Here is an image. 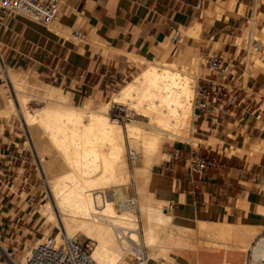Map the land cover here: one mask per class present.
<instances>
[{"label":"crops","instance_id":"obj_1","mask_svg":"<svg viewBox=\"0 0 264 264\" xmlns=\"http://www.w3.org/2000/svg\"><path fill=\"white\" fill-rule=\"evenodd\" d=\"M222 3L218 0L212 7ZM62 7L60 21L49 27L33 23L37 30L34 32L17 26V18L0 24V42L12 62L29 66L34 75L58 89L89 97L124 79L132 70L131 62L143 65L144 69L147 62L171 61L177 49L170 56L164 46L175 32L193 20H201L205 25L207 19L200 13L210 8L212 11L210 0H64ZM239 20L232 16L214 20L210 31L202 36L233 34ZM78 25L81 26L76 30L85 34L86 39L90 34L92 42L97 46L103 44L108 53L102 55L90 44L76 48L60 38ZM182 32L197 33L198 37L199 24L192 23ZM232 37L236 36H227L226 43L235 45ZM187 50L190 56L195 52L190 45L180 50L181 63L189 59L185 55ZM229 53L233 54V48ZM0 59L1 65V53ZM229 62L237 71L232 85L236 89L242 87L238 102L224 111L211 112L203 120L194 118L192 131H199L202 141L197 148L190 145L178 150L198 151L217 160L218 165L204 172L194 171L187 161L169 157L163 160V152L149 182L148 205L170 216L175 226L159 241L162 248L173 251L167 259L175 261L168 264H245L244 250L257 236V226L264 216V76L255 73L243 83L245 71L240 75L236 58ZM3 100L0 92V102ZM7 107L0 108V113ZM258 115L260 121L256 120ZM213 122L219 133L210 135L207 128ZM4 137L8 144H17L19 140L10 131ZM13 155L15 150L6 154ZM8 163L4 160L3 165ZM9 165L0 176V237L17 236L21 230L18 221L23 220L19 218L21 212L16 214V194L12 192L13 188L19 189L23 176L19 172L16 180L18 163ZM16 249L14 245L11 250L14 253Z\"/></svg>","mask_w":264,"mask_h":264},{"label":"bare ground","instance_id":"obj_2","mask_svg":"<svg viewBox=\"0 0 264 264\" xmlns=\"http://www.w3.org/2000/svg\"><path fill=\"white\" fill-rule=\"evenodd\" d=\"M256 3L264 4V0ZM247 33V29L241 31L232 37V43L239 45ZM179 54L177 49L169 62H147L139 74L96 110L70 104L69 93L51 86L45 87L46 91L27 89L26 94L47 103L36 116L23 109L25 97L19 98L23 124L32 130L39 151L49 157L43 165L44 183L61 215L65 235L75 239L80 234L96 243L91 254L96 264H130L131 256L137 259L135 245L139 243L140 224L143 243L152 258H168L172 251L162 248L159 241L175 226L170 216L148 205V186L163 158V148L173 141H182L183 132L191 128V106L196 120V72L189 67L179 68ZM259 58L257 65L264 67V53ZM20 84L14 82L17 94L24 90ZM114 106L128 107L135 113L124 131L108 119ZM8 107L11 110L0 113L1 118H9L15 112L11 100ZM126 144L131 150L134 148L132 160L136 164L132 161V170ZM106 190L110 191L109 197ZM44 210L42 216L55 217L51 205ZM60 235L54 238L59 239ZM0 253L11 259L1 245ZM253 255L264 256V238L253 248Z\"/></svg>","mask_w":264,"mask_h":264},{"label":"rangeland","instance_id":"obj_3","mask_svg":"<svg viewBox=\"0 0 264 264\" xmlns=\"http://www.w3.org/2000/svg\"><path fill=\"white\" fill-rule=\"evenodd\" d=\"M211 1V7L214 2L218 0H210ZM222 4L220 5H214L212 7V11L209 9L208 11L201 12L200 16L206 17V24L203 25L201 20H193L192 23H198L200 27V33L197 37V33H181V31L189 27L191 24H188L187 26H184L180 28L178 31L179 39L175 44H172L170 41L166 43L164 46V51L168 52V54L171 56L172 51L175 49L184 50L188 45L192 46V49L195 51L194 54L190 56V51H185V55L189 57L184 63H181L180 60L183 58V52H180V55L177 56L179 68L181 70H186L188 67L193 69L196 72V86L194 88L195 92L197 89L198 80L202 78L205 74V71L203 69V62L205 55L208 51L210 52H217L222 59L229 64L230 59V53L229 49L233 48V46H236L238 50L240 49H246L249 51L252 48V45L256 44L258 45L260 52L259 54H251L247 58L243 59L240 58V61L246 65L245 73L242 79V82L245 83L246 79L248 77L253 76L255 73H260L262 76H264V67L257 65L258 57H262V54L264 53V4L256 3V0H221ZM63 7L61 8L62 11ZM62 15V12H61ZM229 16H232L236 19H240V25L239 27L234 31L233 34L229 35H223L221 32L218 33L216 36L213 35L210 38L203 37V32L210 31L211 26H213L214 20H224L228 18ZM22 16H11L7 17L3 15L0 11V24H8L10 20L17 18L16 25L21 26L23 30H29V31H37L33 27V23L30 22L27 18H20ZM65 17H67L65 15ZM26 19V20H25ZM60 14L56 20V22L60 21ZM54 22V23H56ZM81 25H78L76 27H73L67 31V34H61L59 35L62 40H64L65 43L70 44L71 46H74L76 48H82L84 46H88L89 44L92 45V48L95 49L96 52L105 55L108 52L102 45H95L92 42V39L90 38V34H88L87 39L84 42H74L72 43L70 41L71 36L70 32L72 29H79ZM248 30V33L246 34L241 43L239 45H230L228 42L226 43L227 36H237L240 34V31L242 30ZM39 32V31H38ZM60 34V33H59ZM63 35V36H62ZM212 35V34H211ZM247 37V38H246ZM253 37V38H252ZM252 38V39H251ZM184 40V41H183ZM252 42V44H251ZM255 42V43H254ZM4 43L0 42V53L3 59L4 67L0 65V92L2 93L3 101L0 108L9 106L10 100L12 101L13 108L15 112L12 113V115L9 118H0V132L4 130V134L7 136L8 131L12 133V136H16L19 138V140L16 141L18 144V149L22 150V154L25 155L26 161L25 164L22 167H19V164L17 167H19V170H17L15 174V178L17 180L18 174L20 172L21 176H23V179L19 182V189L13 188L12 192L16 194L15 201H17L14 206L15 210H17L16 214H19L21 212V215L19 216L20 219L23 218V220H19V226L21 227L20 232H17V236H6L0 237V242L3 244V248L6 250V252L10 255V258L16 262V264L19 263L20 260H22L30 248L37 243V240L41 239L42 236H58L59 234L65 235L66 232L64 231V228L62 227L63 223L61 222V215L56 212V209L54 207L53 198L51 195V192L49 188L45 185V175L43 173V165L47 164L49 162L48 155H45L39 151L37 148V145H35L34 142V134L30 128H27L23 123V120L21 119V115L19 114V106L21 107V104L19 103L20 97H25L24 99V105L22 106L25 111L30 113L33 116H36V114L39 112L40 109L44 108L46 106V102L42 99L31 97L27 89H33V90H40V91H46L45 87L58 86L44 81L40 79L38 76L34 75V70L30 68L27 65L18 64L17 62H12L7 56H6V50L4 49ZM230 46V47H229ZM245 46V47H244ZM250 54V53H249ZM241 55V53H240ZM242 56V55H241ZM153 59V58H152ZM159 61H165V60H159ZM192 61V63H191ZM191 63V64H190ZM132 70L130 73H128L124 79L121 81L116 82L114 85L109 86L104 89L102 93H100L97 96H91L89 97L87 94L84 95H76L77 93H73L71 91L65 90L63 88H60L61 91L66 94L67 92L70 93V100L69 103L77 106H85L87 108H91L93 110L98 109L100 106L105 105L110 98L119 91V89L124 86L127 82H129L132 78H134L139 72L143 70V65H136L135 63L131 62ZM263 67V68H262ZM244 69V66L242 67V70ZM6 74L10 76L9 80L6 77ZM251 75V76H250ZM14 82L16 83H22L20 84L22 87H24V90L22 89L21 94H17L14 87ZM13 86V87H12ZM14 88V89H13ZM37 88V89H36ZM26 89V90H25ZM55 90H52L54 92ZM25 92V93H24ZM261 94L264 95L262 92ZM15 95V96H14ZM92 98V99H91ZM27 101V102H26ZM90 107H88V106ZM192 105V103H191ZM127 108V109H126ZM264 108V105H263ZM22 109V110H23ZM11 110L10 107H7L4 111ZM13 110V109H12ZM131 110V111H130ZM18 111V112H17ZM133 114H135L132 109L128 107H120V106H114L111 110L108 119L110 121L121 127V129L124 131L126 124H129L131 120V117H133ZM191 116H192V122H193V113H192V106H191ZM196 129V128H195ZM31 130V131H30ZM190 131V132H189ZM183 134L184 137H183ZM182 134V141L177 140L176 142L173 141L170 144H167L163 148V152L165 154L163 160H166L168 158V153L172 150H182L186 148L187 146H192L194 148H197L198 144L202 141V137L200 136L199 131H192V125L191 128L187 129L186 132H183ZM31 135V136H30ZM128 145V144H126ZM126 157L128 164L130 166V169L132 168L133 164V155H134V148L131 150V148L126 146ZM189 148V147H188ZM42 161V162H41ZM133 161V162H132ZM136 164V162H134ZM132 170V169H131ZM1 180V179H0ZM21 184V185H20ZM107 197H109L110 191L106 190ZM34 199L33 202L31 200ZM53 209L54 216L51 219H47L42 214L45 212L44 209L46 207L50 206ZM44 208V209H43ZM56 214V215H55ZM17 221V216H16ZM23 224V225H22ZM263 224V225H262ZM143 224L139 225V228L137 230V235L139 238L138 245L139 248L135 245V250L138 252L140 248L142 247V250L144 254L147 256L148 262L147 264H163V263H173L175 260H170L167 258L157 257L150 255L149 248L143 243L142 234H143ZM264 229V216L261 219L260 225L257 226L258 232ZM75 234V233H74ZM76 238L82 243L89 246L92 251L95 250L94 248L97 247V244L91 242L87 237L76 234ZM251 242V240H250ZM14 245H17L16 251L13 253L11 250ZM96 245V247H95ZM145 245V246H144ZM93 248V249H92ZM147 250V251H146ZM246 256H247V250ZM148 252V253H147ZM1 256H3L0 253ZM5 258V256H3ZM134 256H131L132 260L130 259V264H136V258H133ZM150 257V258H149ZM6 259V258H5ZM10 259V260H11ZM164 259V260H162ZM7 260V259H6ZM246 261V258H245ZM2 263V259L0 260V264Z\"/></svg>","mask_w":264,"mask_h":264},{"label":"built area","instance_id":"obj_4","mask_svg":"<svg viewBox=\"0 0 264 264\" xmlns=\"http://www.w3.org/2000/svg\"><path fill=\"white\" fill-rule=\"evenodd\" d=\"M63 3L64 0H0V11L7 17L24 15L33 23L45 27L57 19ZM71 39L84 42L86 40V35L74 29L71 31ZM178 39V32H175L170 42L175 44ZM259 52L260 49L256 44H254L249 51L246 49L238 50L236 46H233V54L230 55V58L237 59V66L241 68L240 75H243L246 69V65L240 61V58L243 57V59H245L251 54ZM1 65L3 66L2 61ZM243 66L244 69L242 70ZM203 69L205 74L198 80L196 96L193 100V112L196 116V121L205 119L211 112H220L224 111L226 108L232 107L238 102V92H242V87L236 89L232 85V82L237 77L236 68L227 64L217 52L208 51L206 53ZM262 118H264V115ZM256 120L260 121L261 116L258 115ZM207 133L210 135L219 133L218 126L215 122L208 126ZM4 139L6 140V137H4V131L2 130L0 132V176L2 175L1 170L8 168L11 162L18 163L19 167H22L26 161L25 155L18 149V144H8ZM12 150H15V155H13V157H7L6 154L12 152ZM167 156L172 160L187 161L192 170L199 172H204L218 165L217 160L214 158L202 156L195 150L188 152L171 150ZM4 160L10 162L7 165L5 164L6 167L3 165ZM33 201L34 199L31 200V202ZM263 238L264 231L258 234L254 241L251 242L250 248L247 250L245 264H264V256L254 258L253 255V248ZM136 247L139 248L138 245H136ZM138 255L139 257L136 259V264H147L148 259L142 247L138 250ZM1 259V264H16L12 260H6L0 255V260ZM18 264L96 263L91 257V250L88 245L82 244L78 238L72 239L62 234L59 239L51 235L42 236Z\"/></svg>","mask_w":264,"mask_h":264}]
</instances>
